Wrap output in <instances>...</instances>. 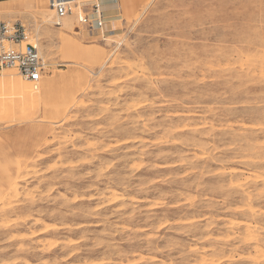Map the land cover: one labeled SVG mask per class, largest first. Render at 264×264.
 Listing matches in <instances>:
<instances>
[{
  "label": "rangeland",
  "instance_id": "374dc122",
  "mask_svg": "<svg viewBox=\"0 0 264 264\" xmlns=\"http://www.w3.org/2000/svg\"><path fill=\"white\" fill-rule=\"evenodd\" d=\"M21 1L43 78L86 83L0 74V264H264V0Z\"/></svg>",
  "mask_w": 264,
  "mask_h": 264
},
{
  "label": "built area",
  "instance_id": "2783aa9c",
  "mask_svg": "<svg viewBox=\"0 0 264 264\" xmlns=\"http://www.w3.org/2000/svg\"><path fill=\"white\" fill-rule=\"evenodd\" d=\"M50 4L56 18L71 13L66 1L52 0ZM78 22L90 29H101L105 21L98 3L91 4L90 12L78 15ZM47 67L48 63L31 44L25 25L18 21L0 20V71L12 68L25 80L37 81L48 73Z\"/></svg>",
  "mask_w": 264,
  "mask_h": 264
},
{
  "label": "bare ground",
  "instance_id": "6f19581e",
  "mask_svg": "<svg viewBox=\"0 0 264 264\" xmlns=\"http://www.w3.org/2000/svg\"><path fill=\"white\" fill-rule=\"evenodd\" d=\"M52 0H48V4H47V6H48V8H51V9H53V7L51 6V4H50V2H51ZM53 1H55V2H57V1H66V3H68V5L69 4H71V3H74L75 2V0H53ZM95 2V0H80L79 1V3L80 4H82V3H89V2ZM95 3H98V5H99V8H100V10L102 11V14H103V5H101L100 4V2H98V0L95 2ZM53 11H54V9H53ZM82 12L83 11H81V12H78L77 13V19H78V15H82ZM113 12H115V11H113ZM68 14H66V15H64L63 17H65V16H67ZM113 16V15H112ZM116 15H114V17H115ZM63 17L62 18H57L58 20H60V19H63ZM110 18V17H109ZM108 18V19H109ZM106 20V19H105ZM108 22V21H107ZM56 24H59V21H57L56 22ZM62 25H64V21L62 20ZM105 27V23H104V25H103V27L102 28H104ZM101 28V29H102ZM104 35V34H103ZM37 45V44H36ZM80 71V70H79ZM78 71V73H74V72H72V73H70V74H68V73H64V74H58V73H53V75H51V77H49L48 79L47 78H41L40 80H37V81H29V80H25L24 78H22L18 73H17V71L15 70V69H12V68H6V69H3L1 72H0V74L2 75L3 73H10L11 75L13 74V76H15V77H19L22 81H24V82H29V83H33V82H38L39 83V87H40V92L44 95V97L46 98V100H49L50 98H49V96H50V92H49V90L51 89V88H53L56 84H58V83H62V82H64V80H67V81H71L73 84H75V83H77L78 82V85H80V87L79 88H81L82 86H81V84L82 85H85V83H86V77H85V75L84 74H82V73H80ZM66 98H65V94L64 93H59V99L56 101V103L53 105L52 104V106H53V108H54V110H58V111H64V109H65V107H66V105H67V100H65ZM51 100V99H50ZM52 102V101H51ZM47 103V102H46ZM57 113V112H56ZM48 131V130H47Z\"/></svg>",
  "mask_w": 264,
  "mask_h": 264
},
{
  "label": "crops",
  "instance_id": "0c3cea01",
  "mask_svg": "<svg viewBox=\"0 0 264 264\" xmlns=\"http://www.w3.org/2000/svg\"><path fill=\"white\" fill-rule=\"evenodd\" d=\"M15 1L16 0H0V8L13 6L16 3ZM22 1L24 2V0H22ZM22 1H21V4H22ZM40 1L42 2L43 0H39V3H40ZM99 2L101 3V5H103L102 6L103 7V10H104L103 11V14L105 13L107 15V16H104L103 15V20L104 21H109L110 19H114V18L117 17V15L114 17L115 12H113V11H116L117 10L116 8H113V4H117L118 3L117 0H100ZM110 26L111 25H109V24H107L105 22V27L108 28Z\"/></svg>",
  "mask_w": 264,
  "mask_h": 264
}]
</instances>
